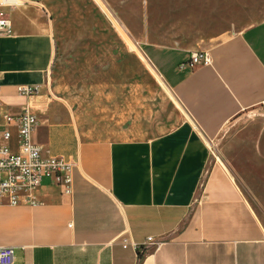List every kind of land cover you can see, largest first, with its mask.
Instances as JSON below:
<instances>
[{
    "label": "crops",
    "instance_id": "0c3cea01",
    "mask_svg": "<svg viewBox=\"0 0 264 264\" xmlns=\"http://www.w3.org/2000/svg\"><path fill=\"white\" fill-rule=\"evenodd\" d=\"M0 1L12 24L0 37V111L37 115L32 138L42 154L73 164L69 192L46 179L32 191L34 205L1 200L0 245L14 248L13 264H264V226L208 145L264 105V20L199 49L145 41L163 69L135 45L199 135L183 126L152 138L87 140L69 108L46 94L54 0ZM199 50L210 64L179 68ZM25 84L36 92L19 94Z\"/></svg>",
    "mask_w": 264,
    "mask_h": 264
},
{
    "label": "rangeland",
    "instance_id": "374dc122",
    "mask_svg": "<svg viewBox=\"0 0 264 264\" xmlns=\"http://www.w3.org/2000/svg\"><path fill=\"white\" fill-rule=\"evenodd\" d=\"M55 56L46 94L63 102L84 139L152 138L195 125L144 62L145 41L210 46L264 20V0H54ZM134 2H136L134 4ZM142 15L134 13L135 7ZM135 45L137 47H135ZM228 123L209 145L264 226V105Z\"/></svg>",
    "mask_w": 264,
    "mask_h": 264
},
{
    "label": "built area",
    "instance_id": "2783aa9c",
    "mask_svg": "<svg viewBox=\"0 0 264 264\" xmlns=\"http://www.w3.org/2000/svg\"><path fill=\"white\" fill-rule=\"evenodd\" d=\"M3 1H0V37H8L12 34V24L2 9ZM211 59L207 51L199 50L191 52L189 58L179 65L193 68L199 64H210ZM17 91L21 95H32L36 88L30 85H19ZM0 202L3 198L10 206L18 205L24 200L28 204H36L37 199L32 191L40 187L44 180L62 188L63 192H69L72 186V163L63 156L43 155L41 146L32 138L35 127L38 124L37 115L27 109L17 114H8L0 111ZM11 127L17 130V150L13 151L9 144L12 137ZM71 227L72 224L69 223ZM146 242L157 245L152 237H147ZM127 240L123 241V247ZM14 248L8 245H0V264H13Z\"/></svg>",
    "mask_w": 264,
    "mask_h": 264
},
{
    "label": "water",
    "instance_id": "95a60500",
    "mask_svg": "<svg viewBox=\"0 0 264 264\" xmlns=\"http://www.w3.org/2000/svg\"><path fill=\"white\" fill-rule=\"evenodd\" d=\"M146 60H147V63H149L150 66L152 65V67H153V65H154L153 62H150L149 59L147 58V56H146ZM155 68H156V67L154 66V70H155V72H156L157 69H155ZM162 82L165 84V86H167L166 83H165V81H164L163 79H162Z\"/></svg>",
    "mask_w": 264,
    "mask_h": 264
},
{
    "label": "trees",
    "instance_id": "16d2710c",
    "mask_svg": "<svg viewBox=\"0 0 264 264\" xmlns=\"http://www.w3.org/2000/svg\"><path fill=\"white\" fill-rule=\"evenodd\" d=\"M141 258H142V253H138V261H140L141 260Z\"/></svg>",
    "mask_w": 264,
    "mask_h": 264
},
{
    "label": "bare ground",
    "instance_id": "6f19581e",
    "mask_svg": "<svg viewBox=\"0 0 264 264\" xmlns=\"http://www.w3.org/2000/svg\"><path fill=\"white\" fill-rule=\"evenodd\" d=\"M159 77H160V75H159Z\"/></svg>",
    "mask_w": 264,
    "mask_h": 264
}]
</instances>
